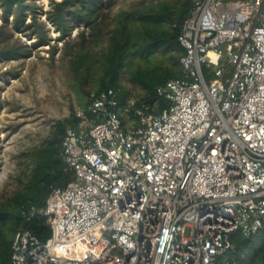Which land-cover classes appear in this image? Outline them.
Segmentation results:
<instances>
[{
	"label": "built area",
	"instance_id": "built-area-1",
	"mask_svg": "<svg viewBox=\"0 0 264 264\" xmlns=\"http://www.w3.org/2000/svg\"><path fill=\"white\" fill-rule=\"evenodd\" d=\"M189 1L184 79L157 90L170 107L92 93L61 141L73 180L28 212L50 237L17 231L11 264H217L232 232L262 228L264 0ZM131 112L139 125L125 127Z\"/></svg>",
	"mask_w": 264,
	"mask_h": 264
},
{
	"label": "trees",
	"instance_id": "trees-1",
	"mask_svg": "<svg viewBox=\"0 0 264 264\" xmlns=\"http://www.w3.org/2000/svg\"><path fill=\"white\" fill-rule=\"evenodd\" d=\"M193 3L189 0H60L47 12V20L63 42V57L68 64L69 83L78 96V106L85 110L89 96L106 89L117 93L120 109L132 90L122 78L141 92L134 98V108L160 114L170 102L157 93L170 80L184 79L180 64L185 51L179 44L184 22ZM2 20L19 32L29 31L45 45L49 38L36 22L30 0H0ZM26 11L31 22L25 24ZM72 27L81 28L77 41L69 40ZM0 27V61L27 58L29 51L12 44ZM54 54L55 48L50 50ZM213 67L202 66L205 81L212 79ZM153 109V111H151ZM122 112V111H121ZM123 126H138L132 112L121 116ZM74 109L69 116L52 125L50 137L24 153L27 174L17 177L18 185L8 196H0V264H11V245L17 231H30L41 243L50 237L46 218L28 212L45 206L54 189H63L73 180L61 155V141L68 129L79 123ZM230 249L217 264H264V225L255 234L244 236L234 231L229 236Z\"/></svg>",
	"mask_w": 264,
	"mask_h": 264
},
{
	"label": "rangeland",
	"instance_id": "rangeland-1",
	"mask_svg": "<svg viewBox=\"0 0 264 264\" xmlns=\"http://www.w3.org/2000/svg\"><path fill=\"white\" fill-rule=\"evenodd\" d=\"M60 0H30L35 7L36 22L46 31L49 38L45 45H38V38L29 31H17L2 20L0 27L7 32L12 44L22 45L29 51L27 58L0 61V196L10 195L17 187V177L27 174V161L24 153L40 145L49 138L55 121L69 116L70 107L76 112L78 96L69 83L68 64L64 54L63 42L48 22L47 12L54 2ZM31 22L26 11L25 24ZM81 28L72 27L69 40L77 41ZM55 53L51 54V48ZM122 78V84L132 90L136 99L140 90L132 87Z\"/></svg>",
	"mask_w": 264,
	"mask_h": 264
}]
</instances>
